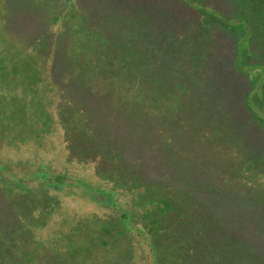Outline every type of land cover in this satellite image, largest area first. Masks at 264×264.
<instances>
[{"label":"trees","instance_id":"obj_1","mask_svg":"<svg viewBox=\"0 0 264 264\" xmlns=\"http://www.w3.org/2000/svg\"><path fill=\"white\" fill-rule=\"evenodd\" d=\"M98 1L85 0L81 3H85L86 8L79 9L80 4L75 0H62L60 8L50 14L43 12L45 9L41 8V23L24 16L21 11L18 15L14 14V6L10 0H6V4L0 7V81L3 82L0 84V146L4 142L5 145H19L15 151H8L15 156L21 149L27 148L26 141L37 143L44 136L38 124L45 121L48 114L44 109L47 103L44 97L24 104L18 96L12 94L4 85L11 77H21L33 85L40 82L60 84L61 79L69 82L75 77L114 79L109 91L114 90L117 99V94L125 93V89L121 91L122 85L118 79H128V87L132 92L137 90V95L129 93L131 97H123L122 101L126 102L128 112L119 118L123 122L122 126L125 124L124 127L117 129L122 131L126 126H132V142L127 143L129 148L135 147L132 144L134 142H147L151 153L162 149L161 160L156 159L158 164L165 165L171 179L174 174H178L179 178L176 182L163 179L154 182L148 178L145 166L147 170L151 166L144 165L146 154L140 152L142 150L132 155L130 164L129 161L122 162L124 167L120 169L125 170L122 178L125 180L131 177L129 183L133 182L134 188L146 190L139 195L141 207L145 208L143 214L152 223L146 228L131 225L128 219L132 212L114 208L117 205L108 196L110 193L100 188L102 186H95L89 180L70 175L68 170L55 175L53 170L56 166L46 163L47 166L42 164L36 169L34 174L37 177L33 178V174L22 177L16 173H5L9 166L2 165L0 192L4 193L6 202L2 200L5 203L11 202L10 205L19 203L20 216L12 217L11 213L8 223H0V264H94L102 257L110 258V264H141L139 249L140 253L144 252L142 260L145 264H160L161 257L165 255V246L160 238L169 227H179L183 222L192 226L191 236L196 238L201 235V230H205L204 235L207 234L209 240H222L225 236L232 238L234 231L227 225L230 219L226 217L231 211H235L237 217H243L241 221L232 218V228L241 230L246 237L248 232L244 222L251 220L256 227H264L261 213L264 212V139L261 144L253 139L254 126L261 127L264 138V33L254 34L247 24L251 23V15L259 17L262 14L264 18V0H228L232 2L228 3L230 7L221 9L205 4L204 0H182L200 11L198 23H192L186 9H182L181 14H175L178 9L172 10L168 0H139L130 8H126L121 0H108L104 4L100 2L103 5H99ZM76 9L79 12H75ZM109 9L124 12L115 34L106 19L99 17ZM146 10L148 21L145 24L141 15ZM80 16L89 21L95 34L99 33L98 40L102 43L94 41L97 46L92 51L75 49L72 54L75 57L78 50L79 56L72 58L77 65L70 68L67 58L61 68L59 65L63 54L59 50L63 49L64 42L75 32L73 25ZM62 17L68 20L67 28L60 33L56 32L57 36L52 35L55 22ZM217 29L226 31L234 42L232 46L235 50L233 49L232 55L219 62L221 69L218 71L227 77V85H224L223 80H218L221 76L215 77L214 70L217 69H214L211 62L216 37L213 31ZM136 31L141 42L135 38ZM103 32L112 43L106 44L109 40L106 38L105 41L101 35ZM88 38L83 39V45L88 44ZM43 40L45 44H40ZM198 42H202L199 48L194 46ZM239 76L240 80L246 78L245 85H239ZM71 90L68 89L69 92ZM33 91L36 92L34 89ZM140 92L145 95V100L139 97ZM74 98L72 95L69 100ZM191 99L194 100L193 105L190 104ZM69 100L67 102L77 107L85 122L82 130H91L96 142H102L101 146L110 148L113 140L103 135L106 133L103 128L98 129L92 103ZM157 103L173 110L178 108L179 111L188 104L192 105L191 135L184 128L182 120L178 124L182 143L187 144L188 140L196 142L192 160L183 161L182 157L174 153V148H180L182 143L176 138L173 121L168 117L171 111L168 112L167 107L154 108L153 104ZM141 104L143 108L139 111ZM85 110L87 111L83 114ZM51 113L53 114L52 110ZM53 115L49 116L51 123L55 121ZM151 119L157 127L150 128L154 124ZM161 140L166 144H162ZM212 142L216 146H211ZM241 142L248 145V149H244L247 161L245 166L242 165L245 168L242 173L249 172L252 178L241 173L239 176L231 173L226 175L224 167L217 164L222 159L238 157V152L231 147H236ZM205 153L213 157L207 163H204ZM234 154L237 156H232ZM253 159H256L254 162L259 172L254 167L252 170L248 168ZM135 163L138 165L134 169L131 165ZM186 169L192 170L190 178L181 175ZM255 172L258 177H255ZM37 180L35 185H30V182ZM154 183L159 184L152 187L151 184ZM140 184L144 188H140ZM66 185H82L92 190L94 199L113 207L117 220L110 221L111 229L106 224L94 231L92 226L80 222L69 223L77 216L70 219L68 214L64 215L66 217L63 222L68 223V226L66 229L62 228L60 235L61 239H67L64 241L67 252H62L65 249L63 247L54 253L53 245L48 247L41 243L36 229L45 228L43 226L47 221L49 224V219L57 213L55 211L60 210L57 205L59 202L49 205L46 200H40L37 196L47 195L39 191L49 194L51 189L58 192ZM113 186L120 187L118 184ZM158 187L163 189L166 196L156 195L154 189ZM248 191L253 192V195L247 199L245 194ZM56 192L53 194H58ZM184 193L188 194L185 196ZM34 199L44 202L41 208L35 210V219L29 208V203ZM42 218L47 221L40 225L37 222ZM33 223L38 225L33 226ZM11 226L15 228L13 231ZM56 227L49 226V232ZM183 231L186 234L187 228ZM126 237L128 243L120 242V239ZM102 246L108 247V251L103 256L99 252L95 254V250ZM233 246L248 247L242 243ZM252 248L259 253V247ZM212 254L213 260L209 264H224L216 246L212 247Z\"/></svg>","mask_w":264,"mask_h":264},{"label":"rangeland","instance_id":"obj_2","mask_svg":"<svg viewBox=\"0 0 264 264\" xmlns=\"http://www.w3.org/2000/svg\"><path fill=\"white\" fill-rule=\"evenodd\" d=\"M5 1L6 0H0V7H3V5L6 4ZM75 1L76 3L80 4L79 9L86 8L85 3H81L85 0ZM86 1L91 2L93 0ZM121 1L126 8H130L135 2L139 0ZM150 1L154 2L155 0ZM168 1L169 6L172 8V10L178 9L175 14H181V10L186 9L188 11L187 15L191 19L192 23L199 22V19L201 17L200 11L196 10L192 6H189L185 1L182 0ZM98 2L99 5H103L105 2H108V0H99ZM100 2H103V4H100ZM10 3L14 6V14L18 15L19 11H21L24 16L33 20H38L39 23H41V8L45 9V11L43 12L50 14L52 11H55L60 8L62 0H10ZM204 3L212 4L216 8L221 9L229 8L230 6H228V3L232 2L228 0H204ZM243 7L244 6L242 5V8ZM77 11L78 9L75 10V12ZM123 13V10L112 11L111 9H109L107 10V12L103 13V15H99V17H103L106 19L107 24L111 27L113 33L115 34L118 32L117 26L120 24V19H122ZM126 13L127 12H125V14ZM132 13H130V15H132ZM141 16H143V21L146 24L148 21L146 19L147 10L144 11ZM250 17L251 23H247L248 27L253 31L254 34L258 33L259 35H263L264 18L262 17V14L259 16L260 18L258 16L253 15H251ZM64 18L65 17H62L58 19L57 22H55V26L53 27L55 31L52 32V35L55 34V36H57L56 32L60 33L61 31L67 28L66 22L68 20ZM7 20H9L8 17ZM93 20L97 21V19ZM92 23L95 24V22ZM73 28H75V32L72 36L69 37L68 40L64 42L63 49L59 50V52L63 54V58L60 60L59 65L61 66V68L64 67V61L67 58H69L67 65L70 68L77 65L73 58L79 56V51L77 50L75 52L74 57V54L72 53L75 49L84 48L86 51H92L97 46L94 41L101 42L98 40L99 33L95 34L94 27L90 25L87 19H83L80 16L78 22L73 25ZM213 33L216 34V37L215 42L213 44L214 53L211 56V62L214 65V69H217L214 70V72H216L215 77L218 78L221 76V78L218 80H223L224 85H227V82H225L227 80V77L221 75V72L218 71V69H221L219 62L220 60L224 58H229L232 55V52H234L235 50V48H233L232 46L234 42L227 36L228 34H226L227 32L224 30L217 29V31L214 30ZM101 35L105 38V41H107V39L109 40L105 32H103V34ZM86 37H89L88 40H86V43L88 44L83 45V39ZM135 38L138 39L140 42L142 41L137 31L135 33ZM39 43L45 44V41ZM110 43H112V40H109L106 44ZM201 43L202 42H198L197 44H194V46L199 48ZM103 47H105V45H103ZM238 74L241 75L239 72ZM222 76L224 78H222ZM245 79L240 80V76L238 77V80H240V86L246 84ZM114 81V79L109 78L97 80L93 77H75L71 78L69 82L68 80L66 81L61 79L60 84L55 82L52 83L53 85H48L46 83L40 82L33 85L30 81H24L21 77H11V80L4 85L11 90L12 94L18 96L22 103H31L32 101L37 100V98L39 97H44V101L47 102L46 108L44 109L48 112V119L44 118L45 121H41L38 124V127L41 131H43L42 133L44 135L42 138H40L41 140L37 143L33 141H26L27 148L21 149V152L19 154H15L14 156L11 155L12 152H8L15 151L19 148V145H5L4 142L2 146H0V166H9V168L5 170V173H16L21 176H30L31 174H33V178L37 177V174H34L36 169L42 164L46 165V163L53 164L56 166V169L53 170L55 171V175L59 172H65L66 170H68V173L70 175L78 176L80 178H84L85 180H89L90 182L94 183L93 185L97 184L102 186L100 188L110 193L108 196L112 198L113 202L117 205L114 208L127 209L132 212V216L128 219L131 225L140 227L144 226L147 228V226L150 227L152 223L150 224L149 219L145 218L143 214L145 208L141 207V201L139 199L140 193H143L146 190L134 188L133 182L129 183L131 177L125 180L124 178H122V176L125 175V170L120 169V167L123 166L121 165L122 162L127 163L126 161H129L130 164L132 155L136 151L142 150L140 152H144V154H146V164L144 165L151 166L149 170H147L145 166V172L146 175H148V178L152 179L154 182H159L162 179L165 181L172 180L176 182V180H178L179 178V175L174 174L173 178L171 179V175L167 174L165 170V165L158 164L159 161H157L156 159L161 160L160 155L162 149L151 153L148 151L149 144L147 142H134L132 144L135 147L131 146L129 148L127 143L132 142V139L130 140V137L132 136V126H126V128H124L122 131H119V129L117 128L124 127L125 124L122 126L123 122L121 123L119 121V118L123 117V115L128 112V106L126 102L122 101L123 97H131L129 93H132L134 96H136L137 90L134 92L131 91V89L128 87V85L130 84L128 79H118V82L122 85L121 91L125 89V93L121 95L117 94L119 96V99H117L114 95V90L109 91V88L111 87V84H114ZM52 82H54V80H52ZM2 83L3 82L0 81V84ZM33 89L36 90V92H34ZM68 89L72 90L69 92ZM100 90H103L104 92H101ZM72 95L75 97L74 100H69ZM139 95L138 96L141 97L143 100L146 99L143 93L141 94L140 92ZM68 100L76 102L82 100L89 101L92 103V107H94L92 112L95 114L94 118L98 120V129L103 128V130L106 131V133H104L103 135L106 137H111L113 140V145L110 148L107 149L106 147L101 146L100 144H102V142H96L94 137L92 136L93 133L91 130H82L85 128V122L79 115L77 107L71 103H68ZM193 103L194 100L191 99L190 104L193 105ZM190 104H188L187 107L182 108L181 111H179L178 108H176V110L170 109L167 105H161L159 103L153 104L154 108L159 109L167 107L166 109H169L168 112L171 111V115H169L168 117L171 118L173 121V131H175V135L176 138L179 140V143H182L183 140L178 134V131L180 130L178 124L181 123L179 121H183L184 128L187 129L189 135H191L193 126V107ZM142 108L143 106L141 104V108H139V111H141ZM51 110L54 115L51 113ZM86 111L87 110H85L83 114H85ZM38 113L40 112L38 111ZM49 114L53 115V118L55 119L53 123H51V121L49 122ZM123 120L125 119L123 118ZM131 122H133V120ZM151 122L152 124H154L150 128L157 127L153 119H151ZM253 128L255 129V135H253V139L261 144L264 139L263 133L261 132V127L254 126ZM152 140L154 142L156 140V137ZM160 142H162V140ZM96 143L97 146L95 145ZM162 144L166 143L162 142ZM195 144V140H188L187 144L182 143L180 148H174V153L182 157L183 161L184 159L192 160V156H194ZM198 144L201 145L200 142H198ZM236 145V147L233 146L231 147V149L238 152V157L222 159L217 164L224 167V172L226 175L227 173H231L234 176H239L241 173L252 178L249 172L242 173V171L245 170L242 165L245 166L244 163L245 161H247V153L244 149H248V145L242 142ZM107 146H109L108 141ZM211 146L216 145L212 142ZM180 149L182 153H180ZM114 153H116V155ZM205 154L207 155L204 158V163H207L208 161L213 159L211 155L208 156V153ZM232 156L237 155L234 154ZM256 159H253V161L249 164L248 168H250L251 170L253 169V167L257 169V166L255 164ZM261 161L262 158H260V162ZM136 165L138 164H132L131 167L135 169ZM257 170L259 172V169ZM137 174L138 172L136 171L135 175ZM191 174L192 170L189 169H186V171L184 170L181 173L182 177L184 178H190ZM255 177H258L257 172H255ZM243 181H245V178H243ZM37 182L38 180L30 182V185H35ZM70 182L73 183V181ZM114 184H118L120 185V187H114ZM158 184L159 183H154L151 184V186L154 187ZM139 187L144 188L141 186V184L139 185ZM40 192L41 194L47 193V195L37 196V198L40 200H46L49 205H54L55 201L59 202V204L57 205L59 206L60 210L55 211L57 213H54L52 218L49 219V224L47 223L48 221L46 220V218H42L37 223L41 225L47 221L43 226L45 228L40 227L36 229V232L39 235L38 238L40 239L41 243L45 244V246L48 247H51V245H53L52 251L54 253L59 251L58 248L63 247H65V249L62 252H67V247L64 242L67 239H61L60 235L61 231H63L62 228L66 229V227L68 226V223L64 224L63 222V218L66 217L64 215L68 214L67 216H70V219L74 216H77L75 218H72L69 223L72 224L73 222H80L85 224L86 226H92L94 231L100 229L103 225L106 224L107 227L111 229L112 225L110 224V221L117 220V217L114 215L115 213L112 211L113 207H111L107 203L94 199L93 191L86 189L82 185H66L63 189L59 190L58 192L51 189V193L49 194L48 192L39 191V193ZM53 192H56L58 194H53ZM154 192L157 196H166L162 188H155ZM3 194L4 193L0 192L1 224L8 223L7 221L9 217H11V213L13 214L12 217L20 216L19 203H15L13 205H10L11 202H7L8 204L5 203L6 200ZM187 194L184 193L183 195L186 196ZM245 195L247 199L251 198L249 196H252L253 192L250 191L248 194L246 193ZM2 199H4L5 202H3ZM43 204L44 202L35 199L29 203V208L31 213L33 214V219H35L36 217L34 213L35 210H38L39 207L41 208ZM261 213L264 217V212ZM226 217L227 219H230L227 225H229L231 230H233L234 232L232 234V238L225 236L222 240H209L208 235H204L205 230H201V235L194 238L193 236H191V234L193 233L192 226H189L190 224L188 222H183L182 224H180L179 227H169L168 230L165 232L164 236L160 238V240L163 241L162 245L165 246V255L161 257L160 264H209V262L213 260L212 247L214 248V246H216V249L219 251V254H221V260L223 258L224 264H264V227H256L255 223L251 220L244 222L243 225L245 226V229L249 235L248 236L246 234V237L241 230L233 229L231 223L232 218H236L238 221H241L243 217H237L235 211H231ZM255 217L259 218L258 216ZM97 222H99L101 225H99V223ZM35 225L38 224L33 223V226ZM49 226L57 227L53 229V231L49 232ZM11 228L12 231L15 229L14 226H11ZM186 228L187 232L186 234H184L183 230ZM227 230L229 229L227 228ZM86 240L87 242H90V240ZM120 242L128 243V238L126 237L125 239H120ZM238 243L247 244L248 247L233 246L237 245ZM253 246L259 247V253H257L256 249L252 248ZM106 251H108V247H98V249L95 250V254L99 252V255H104ZM140 251L141 249L138 250L139 256L141 257L139 259H141V264H145L144 260H142V258L145 257L143 254L144 252L142 251L140 253ZM109 260L110 258L102 257L99 258L97 262H94V264H110Z\"/></svg>","mask_w":264,"mask_h":264}]
</instances>
